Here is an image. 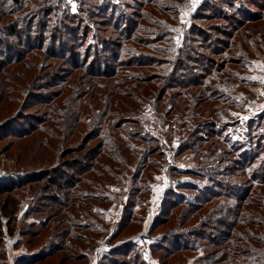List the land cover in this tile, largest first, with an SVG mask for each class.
I'll return each instance as SVG.
<instances>
[{
	"label": "rangeland",
	"instance_id": "obj_1",
	"mask_svg": "<svg viewBox=\"0 0 264 264\" xmlns=\"http://www.w3.org/2000/svg\"><path fill=\"white\" fill-rule=\"evenodd\" d=\"M40 1L44 6L51 7L50 14L43 15L39 13V9L43 6L40 2L33 1L30 3L29 0H26L24 8L15 12V8H12L10 2L0 1L7 9H14V12L8 14L2 23L15 17H17V22L20 24L23 22L30 23V21L33 23L34 21L37 26L41 25L39 29L41 33L44 30L48 31L46 36L62 41L67 45L71 43V39L76 40L78 45L73 44L75 48L71 50H73V55H77L82 51V57H84V52L89 44L97 42L99 44L100 41L97 40L96 35L106 37L110 35L111 28H108L107 32H94L98 29L103 30V25H107V21L101 15V9L98 8L100 4H106L102 0ZM111 1L117 9V14L125 13L132 22L137 19V14L146 12L149 6L164 9V5L169 4L171 10H168V18H178L180 19L179 22L184 24L181 27H178L179 23L171 24L174 27L171 30L175 35L171 37V41L176 40L178 46L184 44L183 36L192 24L194 14L203 11L201 9L203 5L209 6L208 13H214V11L225 12L226 17L229 16L228 19L232 22L247 20L258 15H260L258 16L260 20H264V0H155L144 6H142V3L140 4L139 0ZM171 4L172 6H170ZM174 6L179 8L178 16L174 15L176 12L172 11ZM93 7L96 8L93 9ZM80 9H83V11L90 10L93 13L82 15L83 12ZM66 10L75 13L78 17L72 20L63 19L60 14L66 12ZM162 11L159 12L160 16L163 14ZM163 18L159 17V19ZM122 19L121 17L120 20ZM220 19L214 17L205 20H212V23L220 28L225 27V19ZM63 24L70 27L72 25H80L81 27L89 25L90 28L93 25L94 30H85L83 34L79 32L81 38L76 39L69 35L67 29L63 28ZM120 25L123 26V23ZM261 25L264 28V22H261ZM42 27L43 29H41ZM208 27L210 26L208 25ZM34 29L37 28L34 27ZM255 32L257 34H251L258 36L257 43L252 44L250 50H245L240 45L237 50L225 47L220 52L223 56L243 57L241 65L235 66L229 62L226 64L224 59H221L218 55H216L215 61L209 62V67L213 69L219 66L224 70H232V74L228 71L227 75L223 71L222 75L216 79L222 78L223 81L224 76H226L225 80L227 79V81L220 83L223 85H220L222 87L220 91L224 90L227 97L234 93L233 97L236 96V98L232 101L237 102L239 100L238 105L230 104L231 102H228L229 100L224 95L226 103H222L223 108L216 107L215 113L218 114L212 113L207 116L203 114L204 116L198 117L194 115V109L191 105H187V108L180 110L179 106L172 107L171 102L168 101L169 96H164V100L158 99V94L155 97H150L149 101L141 106L138 114L132 116L141 121V126L139 124L131 125V129L136 135H139L137 133L144 135L141 127L142 124H145L151 131L149 136L154 139L149 142L148 152H150L146 155V158L141 159L142 169L137 170L136 176H132L131 172L126 170L124 175L122 174L123 176L111 182L109 189L104 192L107 197L103 199L102 205L97 206L94 203L93 212L91 210L86 212V215L91 216V220L86 221L89 218L86 220L85 218L81 219L83 225H88V228H74L68 223L63 226L64 230L71 229V235L83 233L88 236L85 237V241L80 242L72 237L63 241L61 238H53V233L62 231L54 228V221L53 226L50 222L47 228L38 227L44 217L49 215V210L43 208L48 202H44L45 204H42V206L40 200L37 201L38 204H31L33 190L30 194H22L19 200V208L17 206L14 208L15 212L11 218V226L14 229L12 233H9L7 228L9 226L7 221L10 218L3 216L4 232L3 235H0V241L4 253L0 254V264H18L21 257H25L27 260H35L40 255L51 251L55 252L62 248L61 245H63L66 252L72 247V253L88 255L87 261L75 262L72 259V261L62 262L61 264H163L164 261L161 259V255L170 253L172 254L167 264H264V246L247 241L253 243L255 245L253 249L259 252L257 258L249 256L246 251L251 248L247 246V242H244L243 233L240 234L243 243L238 246L239 250H236L234 242L230 243L228 241L223 242L217 248L218 245L213 241L220 237L218 230L221 226L218 222L221 220L216 216L206 217L209 207L206 202L208 190L214 196L211 199L212 204L218 206L222 203L228 205V202L230 205H236L235 193L238 189L233 186L237 184L246 187L253 183L252 188L257 192L264 187V184L257 178L263 173L261 170L263 164H251L241 160L243 151L258 150L256 147L258 143L264 145V139L262 140L264 137V107H262L264 105V90H261L257 85V77L264 71V32L259 33L257 28ZM61 33H63V36H61ZM140 35L134 34L133 40L125 43L127 47L122 50L119 56L121 62L117 68L120 77L136 73L135 71L141 68L143 63L149 66L142 68L146 70L145 73L149 74L159 73L168 67L164 64L167 61L166 59L171 57L167 51L173 49L169 42L149 38L150 36H147L148 31L144 32L145 38ZM213 35L215 37L219 35V39L225 41L224 36L219 32ZM237 35L238 33H235L232 38L228 39L237 42ZM109 38L116 39V36L110 35ZM0 50L6 55L7 48L0 47ZM195 50L203 53V50L199 47H196ZM208 52L211 54L210 51ZM49 53L43 50L33 54L29 52L26 61L18 62L17 70L22 68L26 73L25 78L17 80V76L14 75V82L2 84L1 80L3 78L0 77V97L4 95L5 103H7V110L0 111V186H9L10 183V186H12L17 175L22 173L20 171L27 172L35 168L41 170L42 167L54 165L56 158L53 154L57 155L62 149L58 146L59 140L50 135H41L39 138L37 137V140L36 138L17 139V134L21 130L29 129L37 123L46 96L54 93L58 86L63 83L62 80H67L69 77L66 71H63V68H69L72 64L58 58L62 60V62L57 60V63H59L57 66L60 67V70H54L50 66L53 55L50 57ZM57 53L64 55L59 50H57ZM35 54L39 55L34 56ZM98 55L100 57L99 63L102 62L103 67L106 63L111 62V59L106 58L104 51L101 50ZM187 56L194 58L195 54L188 50ZM71 57L68 54L66 59L71 60ZM191 65L195 64L191 62ZM191 65H189V61H186L183 62L182 67H192ZM13 68L11 65H6L1 70L9 73ZM185 73L187 75L189 72L186 71ZM233 73L237 74L242 81L237 82L232 79ZM9 75L11 74L9 73ZM5 77L6 80L11 79V77ZM250 77L255 80L256 91L255 94L245 96L246 92H249L247 90H251L248 85V81H251ZM52 78L56 79L53 80ZM53 82L57 87L47 88ZM208 83L217 82L211 78ZM78 84L79 82H76V87L79 86L78 89L76 88L78 91L85 90V79L82 80V85ZM72 86L75 88L74 85ZM248 98L250 104L246 106L249 105L250 109H243L241 103ZM250 98H257V100L255 102ZM22 102H24V106H21ZM168 110L171 111L170 115L166 114ZM19 111H22L21 116L17 118ZM96 112L98 113V110ZM90 119V116L87 117L88 122ZM125 119L130 120L128 117H125ZM250 119H253V121L248 122ZM115 121L120 123L123 118H116L115 116ZM122 127H126L125 124ZM52 135H60V130L53 132ZM134 139L139 141L137 137ZM34 143H37L39 151L34 159H29L27 152L19 151L20 147L25 148L24 144L31 146ZM51 144L53 145L51 146ZM138 144L142 150L141 144L139 142ZM45 145L51 147H43ZM261 155L259 156L262 158L264 151L261 152ZM74 156L76 154H71L70 157L73 158ZM60 161L61 159L57 158L56 163L58 164ZM57 166L61 167V165ZM249 177L253 182L245 184L244 181ZM222 180H228L229 184H223ZM218 183H221V188L217 187ZM12 197H17V188L12 193ZM194 200L196 204H192ZM1 202L2 199L0 198V204ZM28 205L29 209L25 213L24 209ZM31 206H34V208L30 209ZM195 208L199 210L197 213L192 214L190 211ZM75 210L78 209H73V211ZM166 212H170L167 217L168 220L164 225L155 226L156 218ZM183 212L187 213V219L183 218ZM61 217H67L66 212H63ZM57 219L59 218H56L55 221ZM32 222L36 223L35 230H40L41 234L33 238L32 242H29L30 230L27 232V230L22 229H27L28 224ZM244 224H247V220ZM65 245L67 248H65ZM164 245L166 247L171 245V249L162 251L165 248ZM257 246L261 247L257 248ZM164 252L166 253L164 254ZM210 252H214V254L211 261L208 262V258L205 259V257ZM58 253L60 256L63 255V252ZM167 259L168 257L164 260L167 261ZM257 259L259 260L257 261ZM232 260H235V262Z\"/></svg>",
	"mask_w": 264,
	"mask_h": 264
},
{
	"label": "trees",
	"instance_id": "obj_2",
	"mask_svg": "<svg viewBox=\"0 0 264 264\" xmlns=\"http://www.w3.org/2000/svg\"><path fill=\"white\" fill-rule=\"evenodd\" d=\"M0 1L10 2L12 8H15V12L22 10L26 3V0ZM33 1L40 2L43 5L39 9L40 14L48 15L51 13L50 6H44L40 0H29L30 3ZM102 1L106 2V4H100L98 8L101 9L103 19L107 21V25H103V30L98 29L96 31L93 29V25L90 28L89 25H85L84 27L72 25L70 27L63 24V28L67 29L69 35L76 39L81 38L79 32L83 34L85 30H94V32L100 33L107 32L108 28H111L110 35H115L116 39L109 38L110 35H107V37L96 35L95 37L100 41L99 44L98 42L89 44L84 52V57H82V51L77 55H73V50L71 49L75 48V45H78L76 40L71 39V43L67 45L62 41L46 36L48 31L44 30L41 33L39 31L41 25L37 26L34 21L33 23L30 21V23L23 22L20 24L17 22V17H15L12 20L2 23L8 14L14 12V9H7L3 3H0V47L7 48L6 55L0 50V70L6 65L14 67L9 72L11 75L4 70L0 71V77L3 78L1 80L2 84L5 82H14V75L17 76V80L25 78V71L22 68L17 70V64L19 61L21 63L26 61V56L29 52L32 54L42 50L44 52H50L48 55L50 57L53 55V61H50V66L54 70H60V67L57 66L59 64L57 60L61 59L58 58H62L64 61H69L72 64L69 68H63V71H66V74L69 76L67 80H62L63 83L58 86L54 93L46 96L42 112H39L40 117H38L37 123L29 129L21 130L17 134V139L19 140H26L27 138H36L37 140L41 135H50L56 140H59L58 146L62 147V149L57 155L53 154L54 158H56L54 165L42 167L41 170L35 168L27 172L20 171L22 173L17 175L12 186H10L11 183L9 186H0V198L2 199L0 204V235H3L4 232L3 216L10 218L7 221V225H9L7 228L8 232L12 233L14 229L11 226V218L15 212V206L19 208L20 196L25 193L30 194L34 190L33 198L30 200L31 204H38L37 201L40 200L42 201V206V204H45L44 202H48L43 208L49 210V215L44 217L38 227L47 228L50 222L52 223L51 226H53L54 221V228L62 231L53 233V238H61L63 241L72 237L78 239L80 242H84L85 237L88 236H85L83 233H74L71 235V229L64 230L63 226L68 223V225L74 228H88L89 226L83 225L81 221L83 218L85 220L89 218L86 221L91 220V216L86 215V212L90 210L93 212L94 203L97 206L102 205L103 199L107 197L104 194L105 190L109 189L111 182L123 176L126 170L130 171L132 176H136L137 170L143 166L141 159L143 157L146 158V155L150 152H148L149 142L154 140L149 136V132L151 131L145 124H142L141 129L144 135L140 133L136 135L131 129V125L139 124L141 126V121L132 116L137 115L141 106L149 101L150 97H155L157 94V98H161L160 100H164V96H169L168 101L171 102L174 108L179 106L178 108L182 110L187 108V105L193 106V113L198 117L207 116L212 113L218 114L215 113L216 107L223 108L221 105L222 103H226L225 97H227L224 90H221L222 92L220 91L221 86H223L220 83L223 81L226 82L227 79L225 80L226 76H224L223 81L222 78L219 80L216 78L222 75L223 71L225 75L228 74V71L232 74V70H224L219 66L213 69L209 67V62L215 61L216 55H218L221 59H224V63L226 64L229 62L235 66L241 65V61L244 59L243 57L223 56L220 53L222 49L226 47L237 50L241 45L245 50H250L252 44L257 43L258 39L257 35L251 33L257 34L255 32L256 28L259 33L264 32V28L261 25V22H264V20L259 19L258 16L260 15L251 18L247 17V20L243 19L239 22H232V20L228 19L229 16L226 17L225 12L214 11V13H208L207 11L210 10L209 6L203 5L201 8L203 11L194 14L193 22L183 36L184 44L178 46L176 40L171 41V37L175 36L171 30V28L174 29L171 24L179 23L178 27L184 24L180 23V19L178 18H168V10H171L169 4L164 5V9H156L153 6H149L146 12L137 14V19L135 22H132L125 13L117 14V9L111 0ZM139 1L144 6L151 4L155 0ZM82 4L84 3L82 2ZM80 10L83 12L82 15H90V13H93L90 10ZM160 10H163L161 16L159 15ZM172 11L176 12L174 15L178 16V6L177 8L174 6ZM60 17L65 20H72L78 17V15L66 10V12L60 14ZM121 17L123 18L122 20H120ZM159 17L164 18L159 19ZM214 17H219L221 18L220 20L225 19V27L220 28L215 23H212V20H205ZM121 23H123V26L120 25ZM34 27L37 29H34ZM145 31H148L147 36H150L149 38L169 42L170 46L173 47L172 50L167 51L171 57L166 59L167 61L164 64L168 65V67L159 73L149 74L145 73L146 70L142 69L143 67L149 66L143 63L141 68L135 71L136 73L129 74L126 77H120L117 68L121 62L119 56L122 50H125L127 47L125 45L126 41L133 40L132 37L134 34H143L140 36L144 37ZM218 32L224 36L225 41L219 39V35L216 37L213 35L215 33L218 34ZM235 33H238V41L232 42L228 38H232ZM61 34L63 36V33ZM212 44L215 45L212 46ZM223 45L224 47H222ZM66 46L68 47L66 48ZM196 47L201 48L203 53L200 51L197 52L195 50ZM107 49L110 50L108 51ZM57 50L63 52L64 55H60L61 53L58 54ZM101 50L105 52L106 58L111 59V62L106 63L105 67L102 66V62L99 63L100 57L98 54ZM188 50L195 54L194 58L187 56ZM208 51L213 55L209 54ZM68 54L72 56L71 60L66 59L68 58ZM37 55L39 54H35L34 56ZM182 60L183 62L189 61V65H191V62L195 65H191L192 67H182ZM186 71L189 72L187 75L185 73ZM233 75L232 79L237 82L242 81L237 74L233 73ZM5 76L11 77V79L6 80ZM211 78L215 79L217 83H208ZM52 79L54 80L56 78ZM83 79L86 80V88L83 91H78L79 86L76 87V82H79L78 85H82ZM250 80L248 81V85L251 90H247L249 92H246L245 96L255 94L254 92L256 91L255 80L251 79V77ZM54 83L48 85L47 88H56L57 85ZM226 85L228 86V84ZM233 95L234 93L228 95L227 100L231 102L230 104L238 105L239 100L237 102L232 101V99L236 98ZM223 98L225 99L223 100ZM160 100L159 102H161ZM219 101L221 103L218 104L217 102ZM21 106H24V102L21 103ZM1 110H7L4 95L0 97ZM97 110L98 113L96 112ZM21 112L19 111L17 113V118L21 116ZM170 113L171 111L169 110L166 112L167 115H170ZM89 116L91 119L88 122L87 117ZM115 116L116 118H123V121L118 123L115 121ZM125 117H128L130 120H126ZM251 120L253 121V119H250L248 122H252ZM123 124L126 127H122ZM50 125L52 130L50 129ZM58 129L60 130V135H52ZM135 137L139 138V141L134 139ZM138 142L141 144L142 150ZM24 146L25 148L20 147L19 151L27 152L28 158L34 159L39 152L37 143L31 146L24 144ZM51 146L45 145L43 147L50 148ZM256 147L258 150L250 152L243 151L241 160L251 164H263L261 167L263 173L257 178L264 184V156L262 158L259 156L264 151V145L258 143ZM71 154H76V156L71 158ZM45 155L48 156L47 154ZM57 158L61 159L58 164L56 163ZM57 165H61V167ZM249 182H253L250 177L244 181L245 184ZM222 183L229 184L228 180H222ZM221 186V183L217 184V187L221 188ZM252 186H254L253 183H250L246 187H243V185L239 186L238 184L233 186L238 189L235 193L236 205H230L228 202V205L222 203L214 206L212 204L213 201H211L214 197L212 192L208 190L206 193V196H208L206 197V202L209 204L206 217L216 216L221 220L218 222L221 226L220 230H218L220 237L213 241L218 245L217 248L223 242L228 241L230 243L234 242L236 244V250H239L238 246L243 243V240L245 243L251 241L264 246V187L257 192V190H253ZM16 188L17 197L13 198L12 193H14ZM209 192L211 193L208 194ZM192 204H196L195 200ZM33 208L34 206L30 207V209ZM28 209L29 205L24 209V212L26 213ZM73 209L78 210L73 211ZM198 210V208H195L190 212L193 214L197 213ZM63 212H66L67 217H61ZM169 213L166 212L160 217H157L154 225H164L166 220H168ZM186 214L184 213L183 218L187 219ZM56 218L59 219L55 221ZM68 220L69 222H67ZM246 220L247 224H244ZM35 227H37L36 223L32 222L28 224L27 229H22L27 230V232L30 230L29 242H32L33 238L41 234V231L35 230ZM241 233H243V240L240 236ZM165 237L164 239H166ZM251 242H247V246L251 249H248L246 253L249 256H255L257 258L259 252L253 249L255 245ZM61 247L55 252L51 251L50 253L40 255L35 260H27L25 257H21L19 258L18 264H53V262L55 264H61L62 262L72 261V259L75 262L88 260L87 254L72 253V247L66 252L63 245ZM170 247L171 245L165 246L162 251L171 249ZM260 247L257 246V248ZM65 248H67L66 245ZM58 252H63V255L60 256ZM1 253L4 252L0 241ZM171 254L161 255V259L164 261L163 264L169 263ZM213 254L214 252H210L204 257L205 259L208 258L207 261L210 262ZM167 257V261L164 260ZM232 261L235 262V260Z\"/></svg>",
	"mask_w": 264,
	"mask_h": 264
},
{
	"label": "built area",
	"instance_id": "obj_3",
	"mask_svg": "<svg viewBox=\"0 0 264 264\" xmlns=\"http://www.w3.org/2000/svg\"><path fill=\"white\" fill-rule=\"evenodd\" d=\"M257 85H258V87L262 90H264V71L261 73V74H259V76L257 77ZM250 99H252V101L253 100H255V102H256V100H257V98L255 99V98H250ZM250 102V100H249V98L248 99H246V100H243L242 101V103H241V107L243 108V109H250V106L248 105V106H246L247 104H250L249 103ZM264 103V102H263ZM246 107H245V106ZM262 107H264V105H262ZM242 109V110H243Z\"/></svg>",
	"mask_w": 264,
	"mask_h": 264
}]
</instances>
